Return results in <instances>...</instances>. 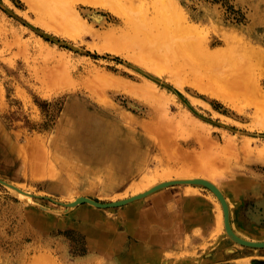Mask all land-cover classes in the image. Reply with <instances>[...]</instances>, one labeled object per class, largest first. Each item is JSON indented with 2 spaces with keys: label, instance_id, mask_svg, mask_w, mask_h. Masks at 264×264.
<instances>
[{
  "label": "rangeland",
  "instance_id": "obj_1",
  "mask_svg": "<svg viewBox=\"0 0 264 264\" xmlns=\"http://www.w3.org/2000/svg\"><path fill=\"white\" fill-rule=\"evenodd\" d=\"M179 19L188 28L169 32ZM263 59L264 0H0V178L39 195L0 183V264H264L204 186L166 188L198 221L171 250L124 221L147 197L69 211L49 199L107 203L207 177L234 230L264 240ZM107 153L133 171L112 195L90 172Z\"/></svg>",
  "mask_w": 264,
  "mask_h": 264
},
{
  "label": "crops",
  "instance_id": "obj_2",
  "mask_svg": "<svg viewBox=\"0 0 264 264\" xmlns=\"http://www.w3.org/2000/svg\"><path fill=\"white\" fill-rule=\"evenodd\" d=\"M109 157L107 153L106 161H93L90 172L91 175L107 181V184L109 180L111 191L109 195H112L116 192L115 188L121 186L124 181L130 180L133 171L130 173L126 169L115 167L113 162L117 163V160ZM125 157L127 158V156H122V162L125 161ZM113 189L115 191H112ZM151 195L146 199L143 198L145 199L143 204L136 211H130L129 216L124 220L127 222L129 232L139 244L160 250L177 248L188 237V228L196 221L193 215L187 213L184 200H182L185 196L181 197L176 190L166 188Z\"/></svg>",
  "mask_w": 264,
  "mask_h": 264
},
{
  "label": "bare ground",
  "instance_id": "obj_3",
  "mask_svg": "<svg viewBox=\"0 0 264 264\" xmlns=\"http://www.w3.org/2000/svg\"><path fill=\"white\" fill-rule=\"evenodd\" d=\"M115 2H117V3H122L124 0H114ZM92 18H93V20L94 21H96V23L97 22H101L102 21V18H101V16L100 15H98L97 13H95V14H92ZM173 21H175V20H173ZM188 28V26H187V24L185 23V21L183 20V19H179L176 23H172L171 25H170V27H169V32H172V33H176V32H178V31H180V30H185V29H187ZM165 36V35H164ZM166 37V36H165ZM164 37V38H165ZM162 39H163V37H162ZM259 65L260 64H262V65H264V59L260 62V63H258ZM258 96L260 97V98H264V93L262 92V91H260V93L258 94ZM195 180H204V181H208V182H210V183H212L217 189H218V191H219V193L220 194H222V196L227 200V203H228V205H229V201H228V199H227V197H226V194H225V192L223 191V188L218 184V183H216L215 181H213L212 179H210V178H207V177H198V176H189L188 175V178L186 177H184V178H182L181 176H179V177H176V178H170V179H165V180H162L161 182H158V183H156V184H154V185H152V186H149V187H147V188H145V189H143V191H137L135 194H132V195H130L129 197H126V198H123V199H119V200H114V201H112V202H119V201H124V200H128V199H131V198H135V197H137V196H139V195H141V194H144V193H146V192H148V191H150V190H152V189H154L155 187H157V186H159V185H167V186H171L172 184L173 185H199V186H204L203 184H201V183H197V184H190V183H181V181H195ZM8 184H10L12 187H9L10 189H12V190H14L16 193H17V195L22 199V200H24V201H27L28 203H29V201L32 203V201L31 200H33V198L34 197H37V196H39V195H36L35 193L33 194V193H31V192H29V191H26V190H24V189H22L20 186H18V185H16V184H14V183H8ZM13 187H15V188H13ZM164 187V186H163ZM204 187H206V186H204ZM207 188V187H206ZM18 189V190H17ZM215 196H216V198H217V200H219V202H220V204H221V208H222V211H223V213H222V220H224V223H223V226L225 227V229H226V226H225V212H224V208H223V205H222V203H221V201H220V199H219V196L217 195V193H215L213 190H211L210 188H208ZM43 197V196H42ZM81 197V196H80ZM83 197H85V196H83ZM45 198H49V197H45ZM90 198V197H89ZM144 198V197H143ZM143 198H135V199H132L131 201H129V202H127L125 205H127V204H129V203H132V202H135V201H137V200H141V199H143ZM49 199H52V198H49ZM79 199V197H77V198H75V199H73V200H70V201H68V202H64V201H58V200H55L56 202H57V204L59 203V204H61L62 206H65L66 208H68V211H69V209H75V208H77L78 206H80V205H83V204H80V205H75V202H77V200ZM93 199V198H92ZM74 203V204H73ZM101 203H103V202H101ZM107 203H109V202H107ZM88 205H90V206H94V205H92V204H88ZM125 205H123V206H125ZM119 207H122V206H119ZM104 209H107V208H104ZM229 211H230V205H229ZM231 228H232V230L234 231V233L236 234V235H238L239 237H241L242 239H245V240H247V241H252V242H264V240H250V239H247V238H244V237H242V236H240L237 232H236V230H234V228H233V226L231 225ZM226 232H227V229L225 230ZM228 233V232H227ZM228 235H229V233H228ZM230 236V235H229ZM231 237V236H230ZM231 239L234 241V242H236L232 237H231ZM238 243V242H237Z\"/></svg>",
  "mask_w": 264,
  "mask_h": 264
},
{
  "label": "water",
  "instance_id": "obj_4",
  "mask_svg": "<svg viewBox=\"0 0 264 264\" xmlns=\"http://www.w3.org/2000/svg\"><path fill=\"white\" fill-rule=\"evenodd\" d=\"M0 183L3 185H6L8 187H12L10 184H8V182H6L5 180L0 178ZM181 183H190V184H197V183H201L204 186H206L207 188H210L211 190H213L215 193H217V195L219 196V199L223 205L224 208V212H225V226L227 229V232L229 233V235L239 244L243 245V246H247V247H252V248H264V242H252V241H247L245 239H242L241 237H239L238 235H236L234 233V231L231 228V220H230V211H229V205L227 203V200L222 196V194L219 193L218 189L210 182L208 181H202V180H195V181H181ZM164 186V187H163ZM171 186H175V185H171ZM171 186H167V185H159L157 187H155L154 189L141 194L135 198H146L149 195L156 193L162 189L171 187ZM15 188V187H13ZM18 190V189H17ZM135 198H131L128 200H124V201H119V202H109V203H101L95 199L89 198V197H79V199L77 200V202H75V205H80V204H92L98 208H115V207H119V206H123L125 205L127 202L131 201L132 199ZM52 201H54L55 203H57L55 200L51 199ZM59 204V203H58ZM74 204V203H73ZM61 205V204H60Z\"/></svg>",
  "mask_w": 264,
  "mask_h": 264
}]
</instances>
